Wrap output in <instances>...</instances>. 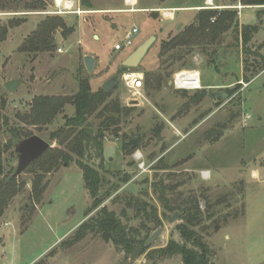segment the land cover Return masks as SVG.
<instances>
[{
    "label": "rangeland",
    "instance_id": "374dc122",
    "mask_svg": "<svg viewBox=\"0 0 264 264\" xmlns=\"http://www.w3.org/2000/svg\"><path fill=\"white\" fill-rule=\"evenodd\" d=\"M79 1L81 5V0ZM48 2L52 3V0ZM93 2L95 8L124 7L126 12L129 9V6H124L125 0ZM214 2L215 5L224 7L219 11H237L240 26L261 23L260 32L253 38L251 46L253 49L260 47V52L264 54V14L260 19L257 17L258 12H264V7H246L239 11L227 7L238 6L240 0ZM205 5L206 0H138L136 8L149 12L111 15L121 19V25L117 29L109 27L101 40L88 38L93 50L102 59L93 73L86 71L82 61V45L78 36H72L68 27L56 32V35L60 33L67 40L65 43L61 42L52 54L34 55L21 51L42 21L53 17L65 20L64 16L0 10V98L6 101L3 113L7 116L8 128L20 127L40 136L52 148L60 147L57 142L50 141L49 134L64 125V115L73 116L74 108L67 106L53 125L39 129L22 122L20 118L30 112L33 100L42 96H74L79 91V78L88 80L93 91L102 89L104 83L123 75L122 62L125 58L119 57L118 52L115 54L114 47L118 43L124 44L127 32L137 28L139 33L134 38L138 43L134 48L123 50L121 53L124 56L131 54L149 37L156 36L157 40L142 64L134 69L144 75L143 90L134 94L127 89L123 80L112 90V99L133 111L129 116L121 118L115 127L117 135L113 132L114 128L106 132L103 161L95 158L86 161L107 172L133 174L128 185L119 190L120 194L138 195L145 190L150 191V184L156 175L167 177L170 172L175 173L177 181L183 184L180 191L186 194L193 192L200 197L205 220L197 230L211 249L212 263L264 264V70L250 83L243 82L242 44L235 40L234 33L230 31L219 47L215 66L208 64L207 57L200 54L193 57V66L188 70L201 73V84L204 87L237 80L231 87L206 90V98L201 103H191L190 98L196 92L182 93L170 85L176 73L168 87L160 92L152 91L148 94L145 84V74L149 73L150 79H154L158 71L161 41L170 40V37L176 36L190 25L201 10L195 11L192 7L202 8ZM82 8L88 11L87 8ZM56 10L53 7L47 9L50 13ZM165 11H170L174 17L165 16ZM95 16L88 14L84 18L90 22ZM69 18L76 19V16ZM12 19L23 20V23L9 29L3 39L1 29L9 26ZM181 24L186 25L177 30ZM60 48L64 49L62 53L58 51ZM11 79L22 80L15 94L8 93L3 87ZM228 91L233 93L225 100L214 94H229ZM234 103L241 104L239 116L230 121L235 110ZM3 122H0L1 146L9 140ZM221 124L226 125L224 136L212 143V137H208V134L214 129V134L217 135ZM157 127L161 128L159 139L152 132ZM176 128L180 135H174ZM185 133H189L188 136H184ZM124 134L143 135L145 148L125 158L121 143ZM177 141L180 142L176 148L167 158L164 157L167 149ZM14 151L11 149L4 153L8 164L6 174L12 173L16 168L17 160L12 155ZM136 154H140L142 160L135 159ZM187 157L191 159H187L186 164L187 160L180 161V158ZM161 158L171 170L156 169ZM129 162H133L132 167H128ZM142 162L145 163V170L139 166ZM204 172H209V177ZM40 177L43 178V185L47 183V188L38 201L33 183ZM108 178L113 182L115 180L111 176ZM17 184L21 185V192L10 200L0 219V261L3 260L4 264H183L180 256L160 257L153 254L167 247L171 240H181L176 230L179 219L173 223H169L170 219L165 221V230L161 236L146 253L142 252L132 263L131 256L99 237L90 235L79 243L71 244L70 238L78 227L97 212L96 210L86 217L92 199L85 188L82 171L75 163L61 165L50 174H44L37 166H31L18 177ZM204 193L209 196L211 203L223 198L220 205L211 209V220L206 218L209 202L203 198ZM115 195L104 205L119 212L121 206L112 204ZM225 218L227 221H224ZM217 226L219 227L216 228Z\"/></svg>",
    "mask_w": 264,
    "mask_h": 264
},
{
    "label": "trees",
    "instance_id": "16d2710c",
    "mask_svg": "<svg viewBox=\"0 0 264 264\" xmlns=\"http://www.w3.org/2000/svg\"><path fill=\"white\" fill-rule=\"evenodd\" d=\"M48 1L0 0V10L16 13L46 12L50 4ZM160 1L165 2L166 0ZM240 2L245 7H264V0H240ZM81 6L90 10L94 7L92 0H81ZM262 14L264 12H258V19ZM21 23L23 20L12 19L9 26L2 27V38L5 39L9 29L19 26ZM260 24L240 26L238 12L234 10L201 9L184 30L179 31L176 36L170 37V40L161 41L159 53L161 62L156 76L154 79H150V74H145L148 94L152 91L160 92L163 88L168 87L175 73L188 70L193 66L192 59L196 55L206 56L208 64L215 66L219 47L222 45L225 35L230 31L234 33L235 40L242 44L244 66L242 80L245 83H250L264 70V54L260 52L262 49L260 47L253 49L251 46L253 38L260 32ZM66 28V23L62 18L45 19L27 39L21 51L34 55L52 54L58 49V46L54 45L56 32L64 31ZM175 66L177 67L173 68ZM128 70L123 67L122 71L124 73ZM186 92L182 91V93ZM206 93V89L196 91V94L190 98V102L201 103L206 98ZM228 93L229 96H232L233 91H228ZM112 95V91L107 92L103 88L93 91L88 80L79 78V91L74 96L65 98L36 97L30 112L24 117H20L22 122L25 121V123L42 129L53 125L67 106L74 108L73 116L64 115V125L49 134L50 141L57 142L60 147L49 149L31 165L32 167L37 166L44 174H50L57 171L61 165H70L71 163H75L82 171L85 188L92 199V205L86 212V217L88 218L96 210L97 212L78 227L69 242L76 244L92 235L111 243L121 252L131 256L139 246H144L153 232L163 227L165 221L176 213H180V223L176 226V230L181 240H171L167 247L153 252V254L160 257L180 256L183 264H213L211 249L197 230L205 220V212L200 206V197L193 192L186 194L180 191L183 184L177 181L178 176L175 173L170 172L167 177L156 175L150 184V191L145 190L138 195L120 194L119 190L133 179V174L107 172L102 167L97 169L86 161L92 158L103 161L106 132L114 128L113 132L117 135L118 130L115 127L118 126L121 118L129 116L133 111L112 99ZM240 106L241 104L234 103L235 110L230 121L239 116ZM5 108L6 101L4 98H0V122L4 121L3 125L9 136V140L5 144L1 146L0 143V219L10 200L16 197L22 189L21 185L17 184L18 178H12L15 170L6 174L8 164L4 153L11 149L15 150V144L18 141L33 136L20 127L8 128L9 122L3 113ZM115 115L120 118H116ZM225 127V124H221L217 135L214 134V129L209 132L208 137H212V143L221 139ZM152 132L155 138L161 137L160 127L153 129ZM144 140L143 135H122L121 143L125 158L144 149ZM12 155L16 159L15 151ZM132 165L133 162L128 163V167H132ZM156 169L171 170L164 165L162 158ZM108 176L115 179L114 182L109 180ZM42 179L40 177L33 183L35 197L38 201L41 200L47 188V183L43 185ZM113 195L115 196L112 199V204L121 206L119 212L104 205ZM202 196L209 202L206 218L211 220L213 217L210 214L211 209L220 205L223 198H218L215 203H211L207 194L204 193ZM224 221H227V218ZM147 251L148 249H144L143 253Z\"/></svg>",
    "mask_w": 264,
    "mask_h": 264
},
{
    "label": "water",
    "instance_id": "95a60500",
    "mask_svg": "<svg viewBox=\"0 0 264 264\" xmlns=\"http://www.w3.org/2000/svg\"><path fill=\"white\" fill-rule=\"evenodd\" d=\"M181 26L182 24L178 26L177 30H180ZM156 40V36H151L145 41H143L129 56L125 58V60L122 62V67L128 69L139 68V66L142 64L143 60L149 53ZM61 42L62 38L60 33H58L54 45L58 46L61 44ZM84 65L88 73H93L96 66L95 58L91 55L85 56ZM121 81L122 76L118 75L115 78L104 83L103 89L107 92H111ZM21 83V79H11L6 81L3 84V87L8 93L15 94L16 91L19 89ZM170 85H172V83ZM215 94L222 100H225L229 96L227 93L224 92H218ZM115 117H117V115H115ZM51 148V144L38 135H33L31 137L18 141L15 144L17 164L12 178H18L23 172H25V170H27L33 163L39 160ZM179 217L180 213H176L170 218L169 223H173L174 221L179 219ZM164 230L165 228L161 227L155 232H153L146 240L144 246H139L136 251L131 255V263L134 262L135 259H137L142 254L144 249H149L151 245L161 236Z\"/></svg>",
    "mask_w": 264,
    "mask_h": 264
},
{
    "label": "crops",
    "instance_id": "0c3cea01",
    "mask_svg": "<svg viewBox=\"0 0 264 264\" xmlns=\"http://www.w3.org/2000/svg\"><path fill=\"white\" fill-rule=\"evenodd\" d=\"M71 1L74 3L75 9H81L83 11V13L81 15H78V14H75V13H70V14H65V15H61V16L65 17V20L64 19L63 20L65 21L66 26L68 27V29L71 30V32H72L71 34H73L72 36H75V38L78 36L79 42L81 43L82 50H83V56H82L83 63H84V57L87 56V55H91V56H93L95 58L96 67H98L100 65L101 61H102V59H100L101 55L98 52L93 50L91 43L88 41V38H92V39L95 38L96 40H101V37L105 36L107 34L109 27H112L113 29H117L118 26L121 25L120 24L121 23V19L116 18V17H112L111 15L121 14V13H130V12L124 11L125 10L124 7H115V8H110V9L109 8L108 9H104V8H95V7H93V9H91V10L88 9V11H86V10H84L81 7L79 0H71ZM92 2H93V0H92ZM137 4H138V0H137ZM93 5H94V2H93ZM124 6H127L126 0H125ZM49 7L56 8L55 0H52V3L49 4ZM244 8H246V7H244ZM167 9H171L173 11H177L178 10L177 8H167ZM191 9H194L196 11V10L200 9V7L199 6L198 7H192ZM139 12H149V11L138 9L137 13H139ZM134 13H136V12H134ZM43 14L50 15L48 11L44 12ZM88 14H94L96 16H95V18L93 20H90V22H88L87 19L84 18ZM107 14H109V16L106 17ZM71 16H76V19H70L69 17H71ZM171 16L174 17L173 14ZM71 23H74V24H71ZM182 25H186V24H182ZM133 29H135V28H133ZM129 32H132V31H129ZM129 32H127L126 34H128ZM138 33H139V30H138ZM126 34H125V36H126ZM61 38H62V42L65 43V41L67 39L63 38V36H61ZM84 39L86 40L85 42H84ZM134 43H135L134 46L131 47V48H134L135 45L138 43L135 38H134ZM131 48L123 47V49L121 51H115L114 50V53L116 54L118 52L119 53L118 56L122 57L124 59L127 56H129L130 54L124 56V55H122L121 52L123 50L131 49ZM60 49H62V48H60ZM62 50H64V49H62ZM84 67H85V65H84ZM200 77H201V73H200ZM242 77H243V70H242ZM236 81L228 82V83H221V84H217V85H207L205 87L203 86V89L210 90V89L222 88V87L228 88V87H231L233 84H235ZM217 98H219V97H217ZM219 99H221V98H219ZM175 130H176L175 131L176 133L174 135H180V131L177 128ZM189 133H185L184 136H188ZM223 136L221 138H223ZM179 142L180 141H177L176 143H173L167 149L166 153L164 154V157L167 158V156L176 148V146L178 145ZM221 157H222V155H221ZM174 159H176V157H174ZM180 159H181L180 161H183V160H187L188 157L187 158H180ZM189 159H191V158H189ZM188 160L185 161L184 164H186L188 162ZM204 173H208L207 177H209V172H204ZM207 177L204 176V178H207ZM0 264H4V261L1 260Z\"/></svg>",
    "mask_w": 264,
    "mask_h": 264
},
{
    "label": "built area",
    "instance_id": "2783aa9c",
    "mask_svg": "<svg viewBox=\"0 0 264 264\" xmlns=\"http://www.w3.org/2000/svg\"><path fill=\"white\" fill-rule=\"evenodd\" d=\"M127 6H129V9L127 12L134 13L137 12L138 9L136 8L137 0H126ZM55 5L57 10L53 13L54 15H65L70 13H75L78 15H81L83 11L81 9H75L74 3L71 0H55ZM245 6H243L241 3L238 6L235 7H227L230 9H236L241 11L244 9ZM224 7H219L215 5L214 0H206V5L200 9L206 10V9H216L221 10ZM169 12V11H166ZM164 15L169 17V15H166L164 12ZM171 16V15H170ZM138 34V29H133L132 32H129L124 37V44H116L114 47L115 51H121L123 47L131 48L134 46V37ZM59 53H62L63 50L59 49ZM122 80L125 83L127 89L134 94H139L143 88H144V75L140 72L134 71V69H129L128 71L124 72L122 75ZM172 86L177 91H187V92H195L203 89V86L201 84V77L199 71H192V70H181L178 71L172 81ZM136 103H139L137 101ZM245 126L247 125L246 119H244ZM135 159L138 161L142 160V156L140 154L135 155ZM140 168L142 170H145V163L142 162L140 165Z\"/></svg>",
    "mask_w": 264,
    "mask_h": 264
},
{
    "label": "bare ground",
    "instance_id": "6f19581e",
    "mask_svg": "<svg viewBox=\"0 0 264 264\" xmlns=\"http://www.w3.org/2000/svg\"><path fill=\"white\" fill-rule=\"evenodd\" d=\"M165 13H166V15H169V16L172 15V13H171L170 11H169V12H166V11H165ZM173 16H174V15H173Z\"/></svg>",
    "mask_w": 264,
    "mask_h": 264
}]
</instances>
